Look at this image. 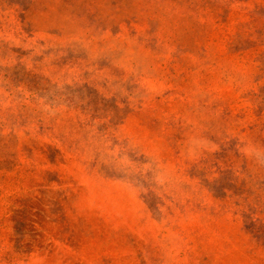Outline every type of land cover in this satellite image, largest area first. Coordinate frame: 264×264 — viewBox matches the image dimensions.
<instances>
[{
  "label": "rangeland",
  "instance_id": "rangeland-1",
  "mask_svg": "<svg viewBox=\"0 0 264 264\" xmlns=\"http://www.w3.org/2000/svg\"><path fill=\"white\" fill-rule=\"evenodd\" d=\"M0 264H264V0H0Z\"/></svg>",
  "mask_w": 264,
  "mask_h": 264
}]
</instances>
